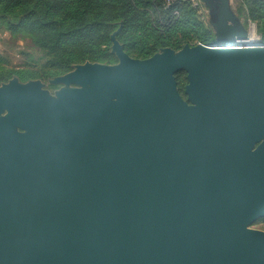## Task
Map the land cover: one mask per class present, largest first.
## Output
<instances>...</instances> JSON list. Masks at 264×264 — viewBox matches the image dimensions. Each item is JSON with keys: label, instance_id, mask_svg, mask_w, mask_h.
Masks as SVG:
<instances>
[{"label": "water", "instance_id": "1", "mask_svg": "<svg viewBox=\"0 0 264 264\" xmlns=\"http://www.w3.org/2000/svg\"><path fill=\"white\" fill-rule=\"evenodd\" d=\"M203 2L217 46L0 84V264H264V45Z\"/></svg>", "mask_w": 264, "mask_h": 264}, {"label": "trees", "instance_id": "2", "mask_svg": "<svg viewBox=\"0 0 264 264\" xmlns=\"http://www.w3.org/2000/svg\"><path fill=\"white\" fill-rule=\"evenodd\" d=\"M0 0V26L31 38L46 58L38 65L16 68L0 55V84L50 78L86 61L112 64L111 36L132 57L145 59L160 49L214 41L197 10L183 0ZM239 13L264 38V0H241ZM184 72L176 74L182 87Z\"/></svg>", "mask_w": 264, "mask_h": 264}, {"label": "rangeland", "instance_id": "3", "mask_svg": "<svg viewBox=\"0 0 264 264\" xmlns=\"http://www.w3.org/2000/svg\"><path fill=\"white\" fill-rule=\"evenodd\" d=\"M232 6L234 10L245 19V22L248 23V19L245 17V15L240 14L238 11V9L241 6V0H232ZM208 19H209V16L206 13L200 16V20L211 29ZM252 31L254 32L256 37H258V40L261 37L262 40L264 41V38L258 35L256 27H253ZM111 50H112V46H111ZM0 55L3 58H5L8 65L16 67V68L24 67V65L40 66L43 63L44 59L46 58L44 51H42L39 47H37L34 41L31 38H29L25 33H22V32L12 33L4 29L2 26H0ZM117 62L112 63V64H116ZM76 65L78 64H75L73 66V69ZM180 72H184L185 74H184V81H183L182 87L178 85V80H177L178 90L180 91L182 96L186 98V94L184 90H185V85L187 84V75L184 70ZM57 76H60V75H57ZM57 76H53L50 78H36V79H31V80H39L42 85L41 88L47 94L54 96V97H57L59 93H61L64 89H71L73 87H76V85L74 84L56 82L55 78ZM13 78H17L19 82L21 83L28 82V81H21L17 76H14ZM6 113L7 111L5 110L2 113H0V115H5ZM250 226L252 228L264 230V217L257 219Z\"/></svg>", "mask_w": 264, "mask_h": 264}, {"label": "built area", "instance_id": "4", "mask_svg": "<svg viewBox=\"0 0 264 264\" xmlns=\"http://www.w3.org/2000/svg\"><path fill=\"white\" fill-rule=\"evenodd\" d=\"M169 1H170L169 3H171L174 0H169ZM183 1L189 2L192 5V7L197 10V13L200 16L204 15L205 13L208 14V9H207L206 5L204 4L203 0H183ZM248 24L251 26V28H253L255 26V24L253 22H251L249 19H248ZM198 43H202V42H198ZM244 43H247L250 45H264V41L262 40L261 37L259 38L258 43H250L249 40L244 41L243 44ZM216 44H217V42L213 41L209 45L210 46H217ZM239 46H241V45H239Z\"/></svg>", "mask_w": 264, "mask_h": 264}, {"label": "bare ground", "instance_id": "5", "mask_svg": "<svg viewBox=\"0 0 264 264\" xmlns=\"http://www.w3.org/2000/svg\"><path fill=\"white\" fill-rule=\"evenodd\" d=\"M253 32V31H252ZM250 43H258V37H256V35L254 34V32L252 33V35L250 36L249 39Z\"/></svg>", "mask_w": 264, "mask_h": 264}]
</instances>
